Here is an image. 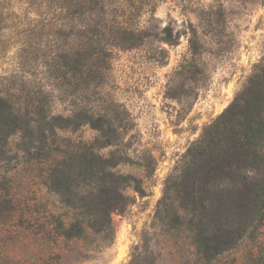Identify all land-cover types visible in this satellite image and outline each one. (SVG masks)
Returning <instances> with one entry per match:
<instances>
[{
	"label": "rangeland",
	"instance_id": "374dc122",
	"mask_svg": "<svg viewBox=\"0 0 264 264\" xmlns=\"http://www.w3.org/2000/svg\"><path fill=\"white\" fill-rule=\"evenodd\" d=\"M20 7L0 0V92L42 101L55 115L81 106L105 115L102 134L89 125L57 130L53 147L110 141L101 154L114 153L116 170L130 178L125 211L110 214L107 240L64 241L62 223L79 210L47 185L49 148L39 131L31 144L21 133L0 135V264H252L263 257L264 217L253 216L234 247L205 258L190 222L160 202L204 130L255 76L264 81V0H110L141 41L111 47L107 61L92 63L91 91L75 93L51 86L52 58L71 51L65 36ZM258 178L242 179L235 194L246 183L256 189L264 174Z\"/></svg>",
	"mask_w": 264,
	"mask_h": 264
},
{
	"label": "trees",
	"instance_id": "16d2710c",
	"mask_svg": "<svg viewBox=\"0 0 264 264\" xmlns=\"http://www.w3.org/2000/svg\"><path fill=\"white\" fill-rule=\"evenodd\" d=\"M16 1L26 13L43 17L44 28L65 36L63 46L71 51L52 58L58 60L51 70L55 92L62 88L71 89V93L91 91L92 63L107 61L111 47L131 48L141 41L140 32L128 28L132 23L121 21L125 15L110 11V0ZM86 108L75 107L66 116L55 115L42 101H22L14 94L0 92V135L21 133L31 144L35 142L32 131L37 129L38 141L49 148L47 185L65 205L79 210L62 223L64 241L80 242L89 236L95 241L107 240L113 233L110 214L124 212L127 204L122 191L130 177L116 170L119 163L114 153L101 154L113 143L97 137L76 148L53 147L51 137L57 130L89 125L98 133L104 132L105 115L95 118L94 111ZM262 173L264 81L255 76L247 94L238 96L188 149L176 175L166 183L160 206L172 208L179 220L190 222L197 249L211 258L234 247L253 216L264 217V178L256 182V189L246 183L235 194L242 179L247 181L252 174L258 178ZM213 187L223 189L216 193ZM136 189L143 193L139 185ZM74 200L79 203L71 206ZM252 264H264V256Z\"/></svg>",
	"mask_w": 264,
	"mask_h": 264
}]
</instances>
